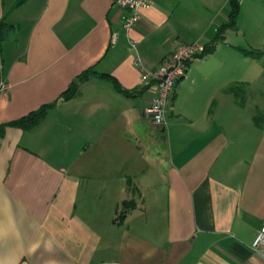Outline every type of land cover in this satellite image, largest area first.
<instances>
[{
    "label": "crops",
    "instance_id": "1",
    "mask_svg": "<svg viewBox=\"0 0 264 264\" xmlns=\"http://www.w3.org/2000/svg\"><path fill=\"white\" fill-rule=\"evenodd\" d=\"M128 14L115 0H0V264H264V59L243 52L264 36L228 28L156 126L136 57L153 70L207 47L229 0H151L129 30ZM91 68L128 93L98 73L63 98ZM50 103L37 126L9 124Z\"/></svg>",
    "mask_w": 264,
    "mask_h": 264
},
{
    "label": "built area",
    "instance_id": "2",
    "mask_svg": "<svg viewBox=\"0 0 264 264\" xmlns=\"http://www.w3.org/2000/svg\"><path fill=\"white\" fill-rule=\"evenodd\" d=\"M117 6L129 12L124 20V27L131 29L140 20L142 9L151 6V0H115ZM130 46L136 48V42L130 40ZM206 45L196 40L179 46L156 69L147 70L139 57L135 62L144 70V84L155 90V96L150 105L145 109L152 123L164 126L167 121L168 104L177 83L186 75L189 65L194 60L205 54ZM7 83L0 75V91L6 88ZM254 250L264 249V223L261 225L253 243Z\"/></svg>",
    "mask_w": 264,
    "mask_h": 264
},
{
    "label": "trees",
    "instance_id": "3",
    "mask_svg": "<svg viewBox=\"0 0 264 264\" xmlns=\"http://www.w3.org/2000/svg\"><path fill=\"white\" fill-rule=\"evenodd\" d=\"M26 0H19V3H22ZM240 5H241V1L240 0H229V14H228V20L224 23H222L219 27H218V31L216 33V37L213 40V43H211L210 45H208L206 47V51L205 54L213 51L216 47V43L221 40L224 36V33L226 32V30L228 28H236L238 25V17H239V13H240ZM5 21H3L2 24H4ZM1 26V25H0ZM1 32V29H0ZM1 35V34H0ZM243 52L245 53V55L250 56V57H256V58H262L264 56V51H260V50H256V49H251L249 51V49L243 50ZM204 54V55H205ZM99 72H97L95 69L91 68L88 69L87 71H85L84 73H82L78 80L73 81L72 84L69 86V88L62 94V97L65 99H69L73 96H75L80 89V84L86 80L87 78H89L90 76H92L93 74H98ZM101 77L103 78H107L109 80H111L116 87L123 91L128 93V91L124 90L121 86L120 83L118 82V80L108 74V73H99ZM54 106V103H50L47 105L42 106L40 109L33 111L32 113L20 118L19 120L10 122V125H16V126H20L23 127L25 129H29L32 127L37 126L47 115V113L49 112V110ZM5 130V125L0 126V133H3ZM124 204H132L130 202H125ZM123 213H121L117 218L119 219L122 216Z\"/></svg>",
    "mask_w": 264,
    "mask_h": 264
},
{
    "label": "rangeland",
    "instance_id": "4",
    "mask_svg": "<svg viewBox=\"0 0 264 264\" xmlns=\"http://www.w3.org/2000/svg\"><path fill=\"white\" fill-rule=\"evenodd\" d=\"M240 1L242 2L240 5V13L238 17V30H236L235 32L239 33L240 40L244 37L245 39H243L242 41L248 42V40H250V42H253V44L259 46L258 44H261L263 42L262 37L264 36V0ZM195 6L197 8H200L202 7V4L198 3V5ZM248 49L249 51L251 49L264 51V45H262L261 49L250 46ZM260 84H258V92L259 90L264 89V81H262Z\"/></svg>",
    "mask_w": 264,
    "mask_h": 264
}]
</instances>
